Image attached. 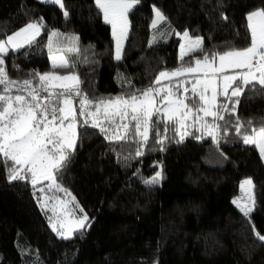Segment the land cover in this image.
I'll list each match as a JSON object with an SVG mask.
<instances>
[{
	"label": "trees",
	"instance_id": "1",
	"mask_svg": "<svg viewBox=\"0 0 264 264\" xmlns=\"http://www.w3.org/2000/svg\"><path fill=\"white\" fill-rule=\"evenodd\" d=\"M63 3L61 9L40 0H0V39L28 23H43L31 46L9 50L5 65L17 81L50 72L49 34H77L80 51L67 54L74 67L56 71L77 74L81 89L97 99L143 90L160 71L180 67L181 37L175 33L203 38V53L185 57V64L205 53L249 46L247 14L264 9V0H140L129 13L130 31L117 61L111 25L96 0ZM154 7L166 21L157 29L163 37L150 45ZM236 116L258 127L264 90L246 89ZM226 120L227 135L222 131L219 144L197 138L195 129L178 142L171 127L164 133L159 123L142 156L135 155V139L109 141L97 128L79 127L58 181L89 218V226L71 239L52 230L29 181L7 179L0 157V264H264V241L256 235H264V160L254 145L239 142L235 117ZM157 129L167 136L163 145L156 142ZM157 172L159 183L146 184ZM246 177L255 193L248 216L233 203Z\"/></svg>",
	"mask_w": 264,
	"mask_h": 264
},
{
	"label": "snow or ice",
	"instance_id": "2",
	"mask_svg": "<svg viewBox=\"0 0 264 264\" xmlns=\"http://www.w3.org/2000/svg\"><path fill=\"white\" fill-rule=\"evenodd\" d=\"M43 2L64 8L63 0ZM139 3L140 0H96L105 23L111 25L117 61L122 59L124 41L128 37L129 13ZM154 12L150 45L163 37L157 28L166 21L159 9ZM63 14L68 16L67 11ZM246 19L251 37L249 46L205 53L202 58L185 64V57L203 53V38L193 39L188 31L175 33L182 40L180 67L160 71L154 83L143 90L98 99L89 98L81 89L82 81L77 74L61 75L56 71L74 67L67 54L80 51L78 37L61 39V33L51 32L48 51L53 70L34 73L33 79L23 81L10 78L5 56L9 50L16 52L31 46L41 34L43 23H28L6 39H0V157L7 166V179L29 181L41 194L38 203L52 213L48 217L52 230L63 239H71L75 232L89 226V218L58 181L61 170L75 151L79 127L97 128L109 141L135 139L140 145L135 155L142 156L150 133L159 123L164 124V133L171 127L179 136L178 142L192 135L189 130L194 128L201 133L197 138L208 136L219 144L222 131L227 135V115L235 117L232 127L236 135L243 143L258 148L264 158V119L255 127L252 121L241 122L236 116L240 97L246 89L264 90V9L248 13ZM64 41L68 46H63ZM220 121H224L223 127ZM155 135L156 142L163 145L167 136L161 135L158 129ZM161 179L162 173L157 172L145 183L157 184ZM252 187L250 179L241 184L248 203L233 201L245 216L254 205ZM52 192L65 193L68 199L49 196ZM53 200L55 203H51ZM256 235L264 241V235L258 232Z\"/></svg>",
	"mask_w": 264,
	"mask_h": 264
},
{
	"label": "rangeland",
	"instance_id": "3",
	"mask_svg": "<svg viewBox=\"0 0 264 264\" xmlns=\"http://www.w3.org/2000/svg\"><path fill=\"white\" fill-rule=\"evenodd\" d=\"M40 1H42L43 2V0H40ZM64 4V3H63ZM64 9V8H63ZM154 9H159V8H157V7H154ZM160 10V9H159ZM161 11V10H160ZM161 13H162V11H161ZM104 18V17H103ZM154 18H155V12H154ZM128 19H129V22H130V16H128ZM163 22H161L159 25H158V28L160 27V25L162 24ZM130 27H131V22H130ZM157 28V29H158ZM129 31H130V28H129ZM129 33V32H128ZM180 34H182V33H180ZM76 35L77 34H74V33H72V34H69V36H67V37H76ZM191 36V35H190ZM192 37V36H191ZM193 38V37H192ZM152 39V38H151ZM193 39H195V38H193ZM126 41V40H125ZM125 41H124V43H125ZM181 43H182V40H181ZM180 43V44H181ZM63 46H68V43H67V41H64V44H63ZM124 47V46H123ZM179 54H180V49H179ZM67 56H69V55H67ZM69 59V58H68ZM69 62H70V60H69ZM190 87V86H189ZM209 119V118H208ZM209 121H211V119H209ZM194 129V128H193ZM191 130V129H190ZM189 130V131H190ZM239 142H243V140L242 139H240L239 140ZM263 160H264V158H263ZM248 179H250L251 181H252V179L251 178H249V177H246V178H243L242 180H241V182H240V196L238 197V199L237 200H240L241 201V203H248V200H247V195L245 194V192H243L242 191V189H241V184L245 181V180H248ZM47 182H45V184H46ZM252 184H253V181H252ZM39 187V186H38ZM251 192H252V195H253V197H254V205H253V207L252 208H254V206H255V193H254V184H253V187H252V189H251ZM41 194L39 193V192H37L36 191V196L37 197H39ZM48 195L49 196H56V197H58V198H60V199H68V197L66 196V194L65 193H56V192H52V193H48ZM73 196V195H72ZM51 203H55V201L53 200V201H51ZM81 207V206H80ZM85 211V210H84ZM48 213H49V216L50 215H52V213H51V211H48ZM77 215H81L79 212H77ZM73 237V236H72Z\"/></svg>",
	"mask_w": 264,
	"mask_h": 264
},
{
	"label": "crops",
	"instance_id": "4",
	"mask_svg": "<svg viewBox=\"0 0 264 264\" xmlns=\"http://www.w3.org/2000/svg\"><path fill=\"white\" fill-rule=\"evenodd\" d=\"M72 61H74V58H72ZM71 63H73V62H71ZM61 75H64V74H61ZM190 86V85H189Z\"/></svg>",
	"mask_w": 264,
	"mask_h": 264
}]
</instances>
